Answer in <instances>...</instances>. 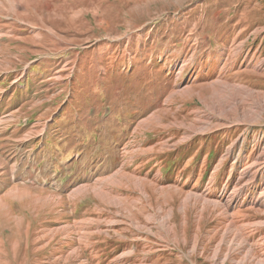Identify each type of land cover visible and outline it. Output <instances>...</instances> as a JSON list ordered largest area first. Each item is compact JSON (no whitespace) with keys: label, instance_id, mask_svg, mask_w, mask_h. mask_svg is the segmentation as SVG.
<instances>
[{"label":"rangeland","instance_id":"1","mask_svg":"<svg viewBox=\"0 0 264 264\" xmlns=\"http://www.w3.org/2000/svg\"><path fill=\"white\" fill-rule=\"evenodd\" d=\"M235 1L0 0V264H264V0Z\"/></svg>","mask_w":264,"mask_h":264},{"label":"crops","instance_id":"2","mask_svg":"<svg viewBox=\"0 0 264 264\" xmlns=\"http://www.w3.org/2000/svg\"><path fill=\"white\" fill-rule=\"evenodd\" d=\"M237 2V5L235 7H239V10H241V7L244 5L246 7V4L249 2V0H237L235 1ZM232 3H234V0H232ZM234 9V8H233ZM246 9V8H245ZM235 10V9H234ZM233 10V13H235V11ZM218 11H220L221 14V9H219ZM239 14V13H238ZM230 30H228L226 33H229ZM233 33H230V35H232ZM228 203V202H227Z\"/></svg>","mask_w":264,"mask_h":264},{"label":"bare ground","instance_id":"3","mask_svg":"<svg viewBox=\"0 0 264 264\" xmlns=\"http://www.w3.org/2000/svg\"><path fill=\"white\" fill-rule=\"evenodd\" d=\"M237 192H238L237 190L233 192L232 199L235 197V195H237ZM260 196H263V195L261 194ZM261 201H262V199H259L258 203L261 202ZM259 204H261L262 206H264V202L263 203H259Z\"/></svg>","mask_w":264,"mask_h":264}]
</instances>
